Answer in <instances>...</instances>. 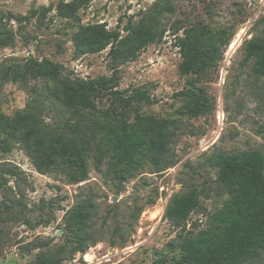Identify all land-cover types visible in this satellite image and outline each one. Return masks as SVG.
I'll return each mask as SVG.
<instances>
[{
	"label": "rangeland",
	"instance_id": "1",
	"mask_svg": "<svg viewBox=\"0 0 264 264\" xmlns=\"http://www.w3.org/2000/svg\"><path fill=\"white\" fill-rule=\"evenodd\" d=\"M70 1L0 0V38H6L0 41V264H39L41 258L60 264H177V242L212 229L214 214L228 200L211 158L251 150L264 156V76L252 72L244 51L251 38H264V0H89L78 9V20L61 15ZM157 7L161 38L135 60L117 64L109 47L74 54L71 38L78 25L102 23L124 36L128 21L137 23ZM203 25L233 36L204 71L184 74L177 37ZM30 59L60 64L70 77L115 73L124 96L146 91L151 102L132 101L119 110L129 119L136 112L172 119L167 154L158 164L144 158L122 180L106 157L96 163L92 146L82 182H70L60 166L39 172L3 122L32 112L44 132L66 134L65 122L74 118L46 97L42 80L12 79ZM187 89L208 97L198 116L190 112L192 99L182 92ZM95 106L108 109L110 96L101 94ZM192 188L198 203L187 218H165L169 201ZM87 200L92 208L84 232L95 242L74 251L66 220ZM244 264H264V250Z\"/></svg>",
	"mask_w": 264,
	"mask_h": 264
},
{
	"label": "trees",
	"instance_id": "2",
	"mask_svg": "<svg viewBox=\"0 0 264 264\" xmlns=\"http://www.w3.org/2000/svg\"><path fill=\"white\" fill-rule=\"evenodd\" d=\"M88 1L63 3L61 15L78 20V9ZM151 13L137 23L128 21L123 27L127 32L124 36L118 29H106L102 23L78 25L71 38L74 54H93L109 47L108 54L117 64L135 60L140 50L161 38L157 22L160 9L157 7ZM232 36L233 33L225 29L213 31L206 25L185 28L176 44L181 53L180 72L199 74L204 71ZM5 39L1 37V43L5 44ZM244 51L245 59L252 61V72L264 76V38H251L245 43ZM12 77L14 81L42 80L46 97L70 109L74 118L73 124L65 122L69 129L66 134L44 132L32 112L19 113L12 122H3L8 128L7 135L19 139L41 173L60 166L70 182L84 181L88 172V150L92 146L96 163L106 157L111 171L122 180L133 175L144 158L149 157L158 164L168 152L172 119L139 112L129 119L125 111L120 112V107H126L132 101L149 103L152 100L144 90L124 96L116 89L115 73L86 79L70 77L60 64L47 59H30L25 70L13 73ZM182 92L192 99L190 112L193 116L208 107V97L203 90ZM104 93L110 96L111 106L98 111L95 100ZM211 161L217 167L216 180L224 187L228 200L214 214L212 229L177 242L181 252L177 264H244L264 250L263 154L258 150L237 154L221 152ZM197 203V191L192 188L169 201L164 217L185 220ZM91 208L92 203L84 201L66 220L65 229L70 231L75 243L74 251L83 252L95 242L84 232ZM39 264L60 262L41 258Z\"/></svg>",
	"mask_w": 264,
	"mask_h": 264
}]
</instances>
